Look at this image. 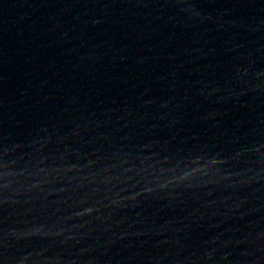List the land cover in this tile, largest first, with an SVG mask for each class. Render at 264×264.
<instances>
[{
    "label": "water",
    "instance_id": "1",
    "mask_svg": "<svg viewBox=\"0 0 264 264\" xmlns=\"http://www.w3.org/2000/svg\"><path fill=\"white\" fill-rule=\"evenodd\" d=\"M195 38L264 57V0H96Z\"/></svg>",
    "mask_w": 264,
    "mask_h": 264
}]
</instances>
